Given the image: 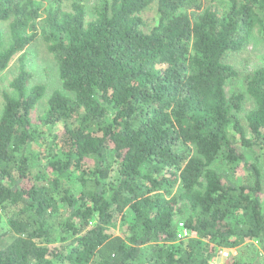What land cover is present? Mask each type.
I'll return each instance as SVG.
<instances>
[{"label": "trees", "instance_id": "16d2710c", "mask_svg": "<svg viewBox=\"0 0 264 264\" xmlns=\"http://www.w3.org/2000/svg\"><path fill=\"white\" fill-rule=\"evenodd\" d=\"M93 11L0 0V75L19 57L1 92L0 264H210L243 245L227 264H264V66L241 75L224 62L264 34V0ZM39 35L62 87L48 96L25 52ZM240 76L246 96L228 97Z\"/></svg>", "mask_w": 264, "mask_h": 264}, {"label": "rangeland", "instance_id": "374dc122", "mask_svg": "<svg viewBox=\"0 0 264 264\" xmlns=\"http://www.w3.org/2000/svg\"><path fill=\"white\" fill-rule=\"evenodd\" d=\"M76 0H62V6L65 10L70 11L73 2ZM83 3L87 13V19L92 20L94 18V7L101 0H78ZM222 10L226 9L225 6L219 4ZM209 3L204 2V7H207ZM142 18L145 23V32L150 31L158 21V9L157 4H153L151 7L146 9L142 13ZM28 57L27 65L29 70L33 74V83L42 84L47 87V96L56 90H62L61 82L58 76L57 65L54 61L53 56L48 52L47 46L43 41L42 37L39 35L34 43L28 47L25 51ZM19 57H16L9 68L0 75V113L3 107V101L1 98L2 90L8 85V83L16 76L19 69ZM224 62L233 66L241 75L247 71H251L259 66H264V34H260L257 31L253 32L249 42L240 51L229 52L225 58ZM227 96H232L233 93L245 94L246 87L243 82V78L235 79L229 82L226 86ZM244 103V111L241 113V119L243 124L246 126L245 116L252 107V102L250 98ZM46 99H44L33 111V121L38 122L39 117L43 114L45 110ZM244 153L247 155L246 150ZM248 159L251 158L247 155ZM7 218L3 212L0 211V232L3 233L7 230ZM122 229H117L116 234H120ZM252 247V246H251ZM251 247H249L251 249ZM247 246L235 249L237 255L240 256V252H246Z\"/></svg>", "mask_w": 264, "mask_h": 264}, {"label": "built area", "instance_id": "2783aa9c", "mask_svg": "<svg viewBox=\"0 0 264 264\" xmlns=\"http://www.w3.org/2000/svg\"><path fill=\"white\" fill-rule=\"evenodd\" d=\"M179 229L178 237L180 240H187L192 237L191 231L188 230L185 224L179 223ZM236 255L237 251L235 249H222L216 257L211 259L210 264H227V260Z\"/></svg>", "mask_w": 264, "mask_h": 264}]
</instances>
